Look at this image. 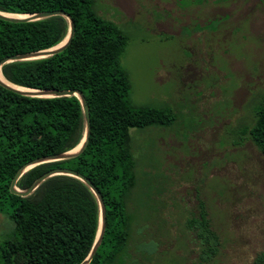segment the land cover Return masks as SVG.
<instances>
[{"label":"rangeland","instance_id":"rangeland-1","mask_svg":"<svg viewBox=\"0 0 264 264\" xmlns=\"http://www.w3.org/2000/svg\"><path fill=\"white\" fill-rule=\"evenodd\" d=\"M126 35L133 107L169 108L168 126L130 128L131 264H198L187 218L202 203L220 251L264 253V157L242 130L264 95V0H90ZM15 228L0 212V243Z\"/></svg>","mask_w":264,"mask_h":264},{"label":"trees","instance_id":"trees-1","mask_svg":"<svg viewBox=\"0 0 264 264\" xmlns=\"http://www.w3.org/2000/svg\"><path fill=\"white\" fill-rule=\"evenodd\" d=\"M51 10L73 21L68 44L46 57L3 63L0 75L20 87L80 91L88 109L89 134L79 153L28 168L15 187L25 189L52 168L78 172L97 189L104 206L101 239L86 264H131L136 261L128 252L133 215L126 200L134 186V161L128 130L168 126L175 114L169 108L130 105L128 76L120 64L127 37L113 21L98 15L90 0H0L2 13ZM68 28L61 15L26 22L0 19V60L52 47L67 37ZM242 131L264 157V95ZM83 132L76 96H28L0 84V212L15 226L0 243V264H79L88 255L99 228V205L84 182L58 174L25 196L8 189L21 165L76 147ZM184 226L193 233L196 263H209L218 255L219 236L201 202ZM252 264H264V253Z\"/></svg>","mask_w":264,"mask_h":264},{"label":"water","instance_id":"water-1","mask_svg":"<svg viewBox=\"0 0 264 264\" xmlns=\"http://www.w3.org/2000/svg\"><path fill=\"white\" fill-rule=\"evenodd\" d=\"M52 15H61L68 20V24H69L68 34H67V37L63 41L59 42L58 44H56L52 47L46 48V49H41V50H36V51H31V52L18 53V54H14L11 56L3 57L0 60V66L3 63L14 61V60L34 59V58H41V57H46V56L52 55L53 53H56V52L62 50L68 44V42H69V40H70V38L74 32L73 21L70 19L68 14H66L60 10L40 11V12H35V13H30V14H12V15H9L8 13L0 12V19L6 20L9 22H26V21L46 18V17L52 16ZM0 84L5 86L6 88H8L10 90H13V91L18 92V93L23 94V95L35 96V97H56V96L74 95L78 98V100L80 102V107H81L83 122H84V132H83L82 140L79 142V144L76 147H74L68 151L57 153V154L50 155V156L35 158L31 161L24 163L14 173L12 179L10 180L8 189H9V192H11V193H14V194H17L20 196H25V195H28L42 180H44L45 178H47L49 176L58 175V174L73 176V177L80 179L82 182H84L85 185L93 192V194H94V196L98 202V205H99V228H98L96 238L92 244V247H91L88 255L85 257V259L82 262L79 263V264H86L89 261L91 255L93 254L97 244L99 243V241L101 239L102 232H103V228H104V206H103L99 192L92 185V183L87 178H85L84 176H82L81 174H79L78 172H76L74 170H71L68 168H52V169L45 171L41 175H39L25 189H18L15 187L16 179L24 171H26L28 168H30V167L38 164V163H42V162L66 159V158H69V157L76 155L77 153H79L82 150V148L86 144L87 137L89 134V115H88V109H87L85 99L82 96V94L80 93V91H78L76 89H62V90L32 89V88H25V87L16 86V85H13L10 83L3 82L2 80H0Z\"/></svg>","mask_w":264,"mask_h":264},{"label":"bare ground","instance_id":"bare-ground-1","mask_svg":"<svg viewBox=\"0 0 264 264\" xmlns=\"http://www.w3.org/2000/svg\"><path fill=\"white\" fill-rule=\"evenodd\" d=\"M9 15H12V14H9ZM0 80H2L3 82H6L3 78H2V76L0 75ZM7 83V82H6ZM76 149V148H75ZM74 149V150H75Z\"/></svg>","mask_w":264,"mask_h":264}]
</instances>
